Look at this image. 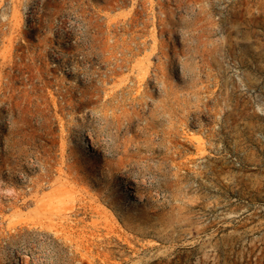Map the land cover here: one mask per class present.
Segmentation results:
<instances>
[{"label":"rangeland","instance_id":"rangeland-1","mask_svg":"<svg viewBox=\"0 0 264 264\" xmlns=\"http://www.w3.org/2000/svg\"><path fill=\"white\" fill-rule=\"evenodd\" d=\"M0 264H264V0H0Z\"/></svg>","mask_w":264,"mask_h":264}]
</instances>
